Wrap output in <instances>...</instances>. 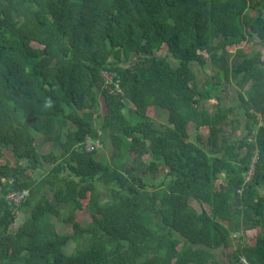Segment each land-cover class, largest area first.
I'll return each instance as SVG.
<instances>
[{
	"label": "trees",
	"instance_id": "trees-1",
	"mask_svg": "<svg viewBox=\"0 0 264 264\" xmlns=\"http://www.w3.org/2000/svg\"><path fill=\"white\" fill-rule=\"evenodd\" d=\"M254 36L264 48V0H0V264H219L234 236L228 264H264V55L238 46ZM194 63L215 70L201 87ZM87 137L110 141L109 161ZM11 190L28 195L9 204Z\"/></svg>",
	"mask_w": 264,
	"mask_h": 264
},
{
	"label": "rangeland",
	"instance_id": "rangeland-1",
	"mask_svg": "<svg viewBox=\"0 0 264 264\" xmlns=\"http://www.w3.org/2000/svg\"><path fill=\"white\" fill-rule=\"evenodd\" d=\"M248 15L255 16L256 12L255 11H252V12L249 11ZM31 45H33L34 47H37V46L39 47V45L37 43H35V42H32ZM238 46L243 47V50L245 52H247V53L250 52V50H252V49H259L262 52V54L264 55V48L261 45L258 44L257 38L255 36H254L253 40L246 41V42L244 41V42L240 43ZM235 48H236V46L228 47V49L230 51H232V52L235 50ZM164 53H165L164 50H158L156 52V54H159V55H163ZM192 68H193V70L196 73V77L198 79L199 87L202 86V82L205 81L207 75H211V74L213 75L214 72H215L214 68H212L209 64L206 65L204 68H202V67H200V66H198L197 64L194 63V64H192ZM228 84L230 85V89H228L229 91H228V93L226 95L224 94V92L222 93V91H218L217 92V93L220 92L219 94H221L220 102L223 104L224 107H227V106H230V105H235L236 101H237V96H236V90L237 89L235 87L234 82L231 79H229L227 85ZM224 85H225V83H224ZM99 99H100L99 100V114L101 115L105 111V104H104L103 99L101 97ZM202 105L205 108H207L210 113H214L215 110H216L215 100H203L202 101ZM128 106H131L132 108H134V106L132 104H130V105L128 104ZM144 112L147 115H149V116L154 118L156 125L157 124H159L160 126L167 125V122H166L167 115H166V111L164 109L153 108V106L148 104L147 107L145 108ZM127 114H129V113L127 112ZM245 121H246L245 118L242 117V126L240 128H237V129L236 128L233 129L231 127V125H228V126L224 127V130L226 131V134L229 136V138L231 140H239L242 136L247 134V130L243 127ZM263 128H264L263 123L259 122L258 128H257L258 130L256 132L257 133L261 132ZM200 131L205 134L206 128H202ZM187 132L189 134L188 140L190 142H192V143H195V134H196V132H195L194 123L191 122V123L187 124ZM35 142L37 144H40V142H41L40 138L39 137L36 138ZM105 142H106L105 146L103 144V146L98 147L97 153H98V156L100 158L104 157L103 159H105L106 161H109V158L112 156V148L113 147H112L110 141H105ZM196 143H198V142H196ZM49 146H50L49 144H43L42 147L40 148V151L41 152L47 151ZM127 161L131 162L130 159H128ZM4 162H5L4 158L1 157L0 164H3ZM39 173H40V170H38L37 172H34L32 174V176L33 177H38ZM250 173H251V171H249V173L247 175V178H250ZM162 175H163V170L161 168L160 171H158L157 173L153 174V178L158 181V180L161 179ZM98 189H100V190L102 189L101 191H102V197H103L104 194H105L104 193V190H105L104 186L100 185ZM105 197H106V194H105ZM82 202H83V205L86 204L87 199L86 198L83 199ZM190 203H191V205L193 207L198 208V205H197V203L195 201H190ZM66 211H67V209H66ZM26 216H28V214L26 215L25 208H23L22 211H18L17 214H16V219H15L14 223L11 225L10 228L12 230H15L17 228V226L24 220V218ZM75 217L82 225H85L89 221V215H88V212L85 209L76 210V216ZM53 222H54V225H55V228H56L57 231L58 230L59 231L64 230L66 232H70L72 230L70 225L64 226V224H61V223L57 222L56 219H54ZM259 231H260V228H254V229L248 230L246 232V234H245L246 239H247L245 241V243L246 244L252 243L254 238H255V236L258 234ZM237 243H238L237 237L234 236L233 237V246L232 247H228V248H225V249H217V250L214 251L215 254H216L215 258L218 260L219 264H228V257L230 256L232 249L234 248V246L237 245ZM74 246H75V243L73 241L70 242L65 247V252L66 253L72 252L73 249H74ZM242 260L245 261L244 259H242Z\"/></svg>",
	"mask_w": 264,
	"mask_h": 264
},
{
	"label": "built area",
	"instance_id": "built-area-1",
	"mask_svg": "<svg viewBox=\"0 0 264 264\" xmlns=\"http://www.w3.org/2000/svg\"><path fill=\"white\" fill-rule=\"evenodd\" d=\"M101 76L103 77V79L106 81V83H110L112 82V73L107 71V70H101L100 72ZM102 144L99 140V138H90L87 137L84 141L83 144V150L85 152H90L95 148L101 147ZM246 179H249L246 177ZM28 195V191L27 190H11L6 194V200L8 201L9 204H13V205H18L20 203H22L26 196ZM243 264H247L245 263V261L242 260Z\"/></svg>",
	"mask_w": 264,
	"mask_h": 264
},
{
	"label": "crops",
	"instance_id": "crops-1",
	"mask_svg": "<svg viewBox=\"0 0 264 264\" xmlns=\"http://www.w3.org/2000/svg\"><path fill=\"white\" fill-rule=\"evenodd\" d=\"M5 154H6V156H7V158H10L11 160H13V154L10 152V151H8V150H6L5 151ZM4 158V157H3ZM4 160H5V158H4ZM0 161H1V158H0ZM6 161V160H5ZM5 163V162H4ZM40 174V173H39ZM25 213H26V215L29 213V208H25Z\"/></svg>",
	"mask_w": 264,
	"mask_h": 264
}]
</instances>
